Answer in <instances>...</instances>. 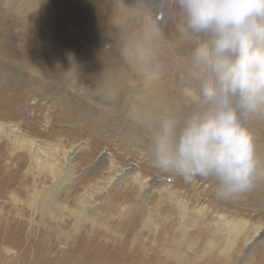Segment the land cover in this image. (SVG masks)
<instances>
[{"label":"rangeland","instance_id":"1","mask_svg":"<svg viewBox=\"0 0 264 264\" xmlns=\"http://www.w3.org/2000/svg\"><path fill=\"white\" fill-rule=\"evenodd\" d=\"M91 1L84 0L89 3ZM98 1L110 10H117L121 22L119 30L113 33L114 37L105 48L111 52H121L120 59L124 65H128L125 58L126 53L130 56V50L125 52L122 48L127 47L138 53L144 59L138 58V62L151 68V73H156L155 81L163 97L165 96L168 111H187L183 89L195 84L189 64L193 45L181 35L178 12L170 6L168 0ZM30 2L37 9L38 16L26 27L19 22L22 26L14 29L12 46L17 49L35 44L46 51L57 45L67 62L63 63L65 66L61 63L57 67L63 73L56 79L59 83L55 80L54 83H49L50 90L58 94H70L71 97L74 94L72 101L81 106L85 104V107L97 108L105 123L100 126L77 119L48 100L37 101L39 105L35 106L26 89L7 86L0 80V123L4 124V131L0 132V225L8 226L6 238L14 237L11 239L14 240L19 237L24 240L33 235L34 239H38L44 235L48 237V242L59 241V245L64 246V243L71 244L78 235L88 230L102 234L106 241L113 244L131 228V238L136 239L134 245L148 251L153 250V247L159 248L162 237L159 231L153 232L152 229L157 222L155 216L151 212V223L142 228L141 220L138 221L140 214L136 210L155 207L157 202H150L152 188L139 190L128 180L142 161L136 151L131 150L128 143L120 140L114 133L116 130L129 129L143 136L140 122L153 114L139 113L135 102L120 95L119 88L114 85L112 90L118 94L117 97L110 93L93 92L92 73L87 67L76 65L79 57H73V54L79 48L87 51L88 48L81 44L89 45L94 39L80 37L72 52V35L78 29L73 26L72 7L68 8L70 0ZM1 4L9 9L8 6L16 7L17 1L1 0ZM12 16L13 20L17 19L16 15ZM173 23L177 24L176 28L172 26ZM1 40L0 46H5ZM6 67L7 65L2 70L8 75ZM102 69L105 70L103 67ZM135 72L143 75L142 71ZM126 85L128 84L123 86ZM15 97H21V103H16ZM26 120L34 125L25 124ZM29 138L40 145L37 155L42 163L52 162L57 166V171L65 172L58 188L54 187V180L46 165L39 166L29 158V146L25 143ZM114 166L120 167L119 170L123 169L120 171L121 175L114 172ZM175 177L176 174L160 169L152 170L149 176L150 184L155 189L164 184L173 185ZM8 182L10 183L7 184ZM49 187L56 191H50V196H42L43 189ZM190 194L193 195L192 191ZM128 195L131 199L129 202L125 200ZM215 195L208 192L201 204L206 205L209 200H215ZM50 197L53 202L44 201ZM81 201L85 203L84 207L81 206ZM235 202L231 196L224 198L219 204L227 213L240 211L244 218L264 227V206L248 204L244 208L239 202ZM37 203L40 204L39 207ZM82 214L83 217H80ZM145 219L143 216L142 220ZM196 221V227L187 228L186 243L179 247L178 254L169 255L170 264H214V261L219 264H264V231L263 235L251 238L246 245H242L240 239L234 241L233 247L223 243L224 241L214 240V247L208 248L206 241L214 238L211 230L216 221L215 214H211V218H197ZM20 222H23L22 230L19 229ZM23 230L24 235L21 233Z\"/></svg>","mask_w":264,"mask_h":264},{"label":"bare ground","instance_id":"2","mask_svg":"<svg viewBox=\"0 0 264 264\" xmlns=\"http://www.w3.org/2000/svg\"><path fill=\"white\" fill-rule=\"evenodd\" d=\"M15 1H17V6L13 8L8 6V9L4 7L3 4L0 5V40L2 38L1 42L3 41L5 44V46H0V80L4 81V84L7 86L26 89L28 97L34 101L36 104L35 106L39 105L37 101H52L53 104L63 108L65 112L71 113L77 119H83L88 123L100 126L104 125L105 122L102 119L103 117L101 118L97 108L93 106L85 107V104L81 106L79 103L72 101L74 94H72L71 97L69 96L70 94H58L50 90L49 83H54L60 76V73H63V71L57 67L61 63L67 62L66 58L63 57L61 53V49L57 45L46 49V51L35 44L20 46L17 49L12 46L14 29L22 26L19 22L25 24L26 27L29 26L28 23L33 18L38 16L37 9L35 10L33 8V3L30 2V0ZM70 2L71 5L68 4V8L72 7L71 16L74 22L73 26L77 27L76 29L78 30L76 34L79 35H72V52L74 48L76 49L80 37L94 39L89 45L81 44L84 48H88L87 51L79 48L77 49L78 51L73 54V57H79L76 65L80 67L85 66L90 70V73H92L93 78L91 76L90 78L93 79V92H102L103 94L110 93L115 95L114 97H117L118 94H115L113 92L114 90H112V85H114L119 88L120 95L132 100L133 103L135 102L134 105L141 114L157 115L161 112L168 111V106L164 99L165 96L163 97L158 83L156 81L148 82L147 80V76L152 72L151 68L144 67L145 65L137 60L138 58L142 59L141 56L127 47L122 48L125 52L130 50V56L126 53L125 58L128 65H124L120 59L122 56L121 52L116 53V50L111 52L110 49L105 48L110 39L114 37L113 33L118 31L121 26L117 10L106 8V6L98 0H92L90 3L84 2V0H70ZM13 14L17 16L16 20H13ZM153 17H155L154 12ZM172 26L176 28L177 24L173 23ZM26 39L29 40V38ZM24 42L27 43V41ZM11 62L13 63L11 64ZM6 65L7 67L5 70L9 73L8 75H5L4 70H2ZM63 66L65 65L63 64ZM102 67L105 68V70H103ZM135 71H142L143 75L136 74ZM57 82L59 83V81H56V83ZM36 83L37 86L34 87ZM124 84L128 85L123 86ZM81 86H83V84ZM88 90L90 89L88 88ZM15 100L16 103H21V97H15ZM89 102L93 104L92 101ZM132 107L134 106L132 105ZM25 124L34 125V123L31 124L30 121L27 120ZM250 129L256 142L257 153L261 159L264 160V119L254 120L251 123ZM3 131L4 124L0 123V132ZM114 133L120 140L128 143L130 149L134 152L136 151L142 161V164L131 174L128 180L134 186L138 187L139 190L143 188H152L150 191V198H152V200L150 202H157L155 207L152 208L153 211H151L152 209L150 208L138 207H136L138 208L136 210L139 211L140 215L138 221L141 220L142 228L151 223V212L153 213L152 215L155 216L157 222L152 229L153 232H160L162 237V243L159 245L160 247H153V250H149V252L148 249L138 247L139 245H134L136 239L132 240L131 238V228L125 231L121 239L113 244L109 243L108 240L107 242L102 234L88 232V230H86L78 235L71 244L64 243V246H60L59 241L48 242V237L46 238L44 235L40 236L38 239H34L33 235L24 240L19 237L14 240H11L14 237L8 239V237L6 238L5 236V233L7 234L8 232V226L5 227L1 224L0 264H170L169 255L172 253L177 255L179 247L186 243L185 233L187 232V228L189 226L196 227L197 218H211V214L213 213L216 217L214 227L212 228L213 230H211L213 234L212 237L214 238H208L206 241L208 248L214 247V240L218 242L224 241L223 243L232 246L234 241L240 239L241 244L246 245L251 238L260 236L263 233V226L252 222L248 218H244L240 211L229 214L220 207L219 202H222L225 197L218 195L215 185L211 180L200 178L186 180L184 177L176 175L177 177L174 178L173 185L164 184L155 189L153 185L150 184L151 178H149V176L152 170L156 171L158 168L153 166L151 160L146 155L147 142L144 137L129 129L116 130ZM25 143L29 146V158L31 160L33 159L39 166L46 165L54 180V187L58 188L65 172L62 173L57 171V166L55 167V164L52 162H41L37 155L40 151V145L37 142L29 138ZM119 169L120 167L114 166V172L119 173L117 175H121L120 171L123 170ZM120 179L121 178L118 180ZM9 183L10 182L7 184ZM50 191H56V189L50 187L44 188L42 196H50L48 194ZM190 191H192L193 195L190 194ZM208 192L216 194L215 200H209L206 205L201 204V201L204 200V196L206 197ZM232 197L244 208H246L248 204L264 206V175L257 176L253 185L247 191ZM125 200L129 202V200H131L130 196L128 195L125 197ZM44 201L51 203L53 202V198L50 197ZM39 205L40 204H38L37 207H39ZM81 206H85L83 201H81ZM244 208L242 209L244 210ZM83 214L80 217H83ZM143 216L146 218L144 221L142 220ZM80 217H78V219H80ZM22 226L23 222H20V228H18L22 230ZM18 228L17 230L19 231ZM205 231H207L206 228ZM21 233L24 235V230ZM1 234L4 236H1ZM115 239L117 240L116 237ZM206 252L207 249L204 250V253ZM213 263L219 264V262L215 261Z\"/></svg>","mask_w":264,"mask_h":264},{"label":"clouds","instance_id":"3","mask_svg":"<svg viewBox=\"0 0 264 264\" xmlns=\"http://www.w3.org/2000/svg\"><path fill=\"white\" fill-rule=\"evenodd\" d=\"M168 3L193 45L195 84L183 89L187 111L142 119L146 155L160 170L211 180L218 195L238 196L264 175L250 129L264 119V0ZM156 79V73L147 76Z\"/></svg>","mask_w":264,"mask_h":264}]
</instances>
